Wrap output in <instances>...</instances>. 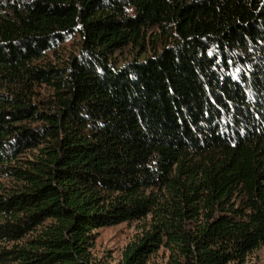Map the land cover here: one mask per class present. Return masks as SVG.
<instances>
[{"label":"trees","instance_id":"1","mask_svg":"<svg viewBox=\"0 0 264 264\" xmlns=\"http://www.w3.org/2000/svg\"><path fill=\"white\" fill-rule=\"evenodd\" d=\"M152 263L264 264V0H0V264Z\"/></svg>","mask_w":264,"mask_h":264},{"label":"rangeland","instance_id":"2","mask_svg":"<svg viewBox=\"0 0 264 264\" xmlns=\"http://www.w3.org/2000/svg\"><path fill=\"white\" fill-rule=\"evenodd\" d=\"M135 232L136 229L133 223H122L118 226L101 229L98 231L97 240L92 249L93 256L100 259L101 257H108L117 262L121 257L122 249L133 238ZM159 257H155L153 261L157 263L160 260Z\"/></svg>","mask_w":264,"mask_h":264}]
</instances>
